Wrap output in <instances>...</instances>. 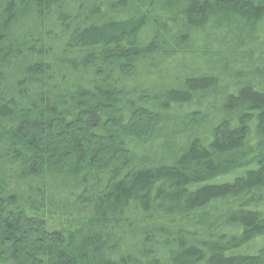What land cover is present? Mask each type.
<instances>
[{
  "label": "trees",
  "instance_id": "obj_1",
  "mask_svg": "<svg viewBox=\"0 0 264 264\" xmlns=\"http://www.w3.org/2000/svg\"><path fill=\"white\" fill-rule=\"evenodd\" d=\"M0 264H264V0H0Z\"/></svg>",
  "mask_w": 264,
  "mask_h": 264
}]
</instances>
